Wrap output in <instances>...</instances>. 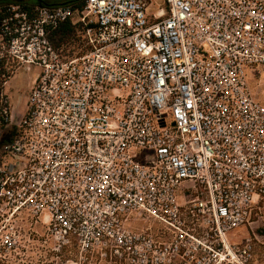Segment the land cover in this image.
<instances>
[{
  "label": "built area",
  "instance_id": "2783aa9c",
  "mask_svg": "<svg viewBox=\"0 0 264 264\" xmlns=\"http://www.w3.org/2000/svg\"><path fill=\"white\" fill-rule=\"evenodd\" d=\"M23 67L10 130L0 93V264L35 244L54 264H263L264 0L5 5L0 68Z\"/></svg>",
  "mask_w": 264,
  "mask_h": 264
},
{
  "label": "rangeland",
  "instance_id": "374dc122",
  "mask_svg": "<svg viewBox=\"0 0 264 264\" xmlns=\"http://www.w3.org/2000/svg\"><path fill=\"white\" fill-rule=\"evenodd\" d=\"M35 73L36 68H31V70L27 71L26 67H23L16 71L14 78L11 81V92L12 94H15L17 96V108L15 107V105L13 107V110L17 109V114L22 109L24 102L23 97L26 96L28 92V84L34 77ZM3 135L4 134L2 131V134L0 136V148L2 146L1 144L4 142V137H2ZM35 247L36 249L33 248L32 251L29 250L27 253H25V256H27L25 261H18L19 258L17 257V259L4 264H54L52 263V255H50L48 252H44L38 244H35ZM20 257L23 256L21 255ZM39 259L41 260V262L39 261ZM262 263L264 264V260ZM58 264L63 263L59 262L58 260Z\"/></svg>",
  "mask_w": 264,
  "mask_h": 264
},
{
  "label": "trees",
  "instance_id": "16d2710c",
  "mask_svg": "<svg viewBox=\"0 0 264 264\" xmlns=\"http://www.w3.org/2000/svg\"><path fill=\"white\" fill-rule=\"evenodd\" d=\"M84 0H40L36 3H23L22 0H0V8L9 4H19L24 8H32L34 6H46V7H57V6H72L74 9L80 8ZM74 37V30L70 24L62 26L57 32L52 35L53 44L56 47L70 46L72 45V39ZM4 74V78L2 75ZM11 75L8 72L0 68V93L3 91V84L8 80ZM5 126L4 121L0 118V129Z\"/></svg>",
  "mask_w": 264,
  "mask_h": 264
},
{
  "label": "crops",
  "instance_id": "0c3cea01",
  "mask_svg": "<svg viewBox=\"0 0 264 264\" xmlns=\"http://www.w3.org/2000/svg\"><path fill=\"white\" fill-rule=\"evenodd\" d=\"M14 75H11L8 80L5 82V84L3 85V93L5 94V96L8 98L9 100V105H10V111H11V121H12V124L11 126L9 127L8 130L12 129V127L17 123V119L19 118V116L22 114V112L24 111V107H25V101H26V97L28 95V92L30 90V86H31V82H32V79L30 80V83L28 84V92L26 94V96L23 97V106H22V109L18 112L17 114V109L13 110V107L15 105V107L17 108V96L15 94H12L11 92V81L12 79L14 78Z\"/></svg>",
  "mask_w": 264,
  "mask_h": 264
},
{
  "label": "flooded vegetation",
  "instance_id": "af4514ba",
  "mask_svg": "<svg viewBox=\"0 0 264 264\" xmlns=\"http://www.w3.org/2000/svg\"><path fill=\"white\" fill-rule=\"evenodd\" d=\"M23 3H36L38 4L40 0H22Z\"/></svg>",
  "mask_w": 264,
  "mask_h": 264
}]
</instances>
